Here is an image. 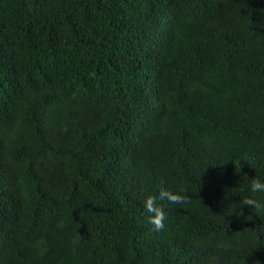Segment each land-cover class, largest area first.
Here are the masks:
<instances>
[{
	"label": "trees",
	"instance_id": "obj_1",
	"mask_svg": "<svg viewBox=\"0 0 264 264\" xmlns=\"http://www.w3.org/2000/svg\"><path fill=\"white\" fill-rule=\"evenodd\" d=\"M252 177L264 0H0V264H264Z\"/></svg>",
	"mask_w": 264,
	"mask_h": 264
},
{
	"label": "clouds",
	"instance_id": "obj_2",
	"mask_svg": "<svg viewBox=\"0 0 264 264\" xmlns=\"http://www.w3.org/2000/svg\"><path fill=\"white\" fill-rule=\"evenodd\" d=\"M236 167L240 166L239 161L235 163ZM248 195L240 199V203L250 208L251 212L257 215H264V179L252 177L250 184L247 187ZM186 199V194L183 190L176 193L170 192L167 189H161L156 194H147L142 200V209L144 214L148 216L149 222L153 225L155 231H160L165 227L166 212L159 203L160 201L168 200L172 203L180 204ZM237 209L236 204H230L222 213V218L233 214V210ZM236 216L241 215V210L235 212ZM245 219H252L248 216Z\"/></svg>",
	"mask_w": 264,
	"mask_h": 264
}]
</instances>
